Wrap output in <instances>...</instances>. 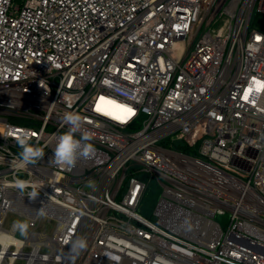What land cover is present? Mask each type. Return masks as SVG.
Listing matches in <instances>:
<instances>
[{
  "label": "built area",
  "instance_id": "built-area-1",
  "mask_svg": "<svg viewBox=\"0 0 264 264\" xmlns=\"http://www.w3.org/2000/svg\"><path fill=\"white\" fill-rule=\"evenodd\" d=\"M66 112L96 149L71 168L49 160ZM22 136L45 152L26 168ZM18 260L264 264V0H0V264Z\"/></svg>",
  "mask_w": 264,
  "mask_h": 264
},
{
  "label": "clouds",
  "instance_id": "clouds-1",
  "mask_svg": "<svg viewBox=\"0 0 264 264\" xmlns=\"http://www.w3.org/2000/svg\"><path fill=\"white\" fill-rule=\"evenodd\" d=\"M63 122L67 125V131L59 135L52 156L49 158L50 162L56 165H63L66 168L74 167L80 158H91L95 156L96 149L92 143L93 137L87 131H83V118L75 112H66L63 116ZM20 152L18 153V167L26 168L29 165H34L44 158V148L38 145H33L30 138L22 136L18 141ZM14 186L23 194L30 186L31 191L27 193L30 200H36L39 196L37 187L31 181L16 178ZM40 217L46 216V211L42 206L37 211ZM14 227L21 235H27L29 222L24 220H17ZM87 248L86 238L78 237L72 244L70 251L78 254Z\"/></svg>",
  "mask_w": 264,
  "mask_h": 264
},
{
  "label": "rangeland",
  "instance_id": "rangeland-1",
  "mask_svg": "<svg viewBox=\"0 0 264 264\" xmlns=\"http://www.w3.org/2000/svg\"><path fill=\"white\" fill-rule=\"evenodd\" d=\"M140 127V121L139 124H136L134 126H130L129 128H127V130H135L138 129ZM126 130V129H125ZM144 178H146L147 182H148V187L146 189L144 198H143V207H142V212L149 214L150 212H152L156 201L160 195L161 192V187L158 186L157 181L153 178L150 177L149 174H145L143 175ZM17 220H24L27 221V219H25L24 217L20 216L17 213H14L13 211L8 212L7 216H6V220L4 222V226L9 228L11 226L12 223H14ZM53 225L54 223L50 224L48 223V220L46 217H43L40 221V226L39 229L40 230H44L45 228L51 232L53 229ZM30 230V227L28 228V231ZM27 231V233H28ZM16 235L19 237H25L26 235H21L19 231L16 232ZM17 264H23L22 260H18Z\"/></svg>",
  "mask_w": 264,
  "mask_h": 264
},
{
  "label": "water",
  "instance_id": "water-1",
  "mask_svg": "<svg viewBox=\"0 0 264 264\" xmlns=\"http://www.w3.org/2000/svg\"><path fill=\"white\" fill-rule=\"evenodd\" d=\"M218 218H219L222 222H224V221L227 220V216H225V215H220V216H218Z\"/></svg>",
  "mask_w": 264,
  "mask_h": 264
},
{
  "label": "snow or ice",
  "instance_id": "snow-or-ice-1",
  "mask_svg": "<svg viewBox=\"0 0 264 264\" xmlns=\"http://www.w3.org/2000/svg\"><path fill=\"white\" fill-rule=\"evenodd\" d=\"M259 90V89H258ZM249 92H251V89H249ZM247 95V94H246ZM125 113L131 114V109H124Z\"/></svg>",
  "mask_w": 264,
  "mask_h": 264
}]
</instances>
